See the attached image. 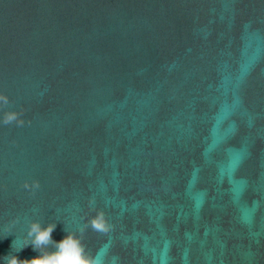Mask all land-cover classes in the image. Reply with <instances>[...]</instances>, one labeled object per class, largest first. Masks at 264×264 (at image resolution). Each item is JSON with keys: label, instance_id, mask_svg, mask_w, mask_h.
I'll list each match as a JSON object with an SVG mask.
<instances>
[{"label": "water", "instance_id": "1", "mask_svg": "<svg viewBox=\"0 0 264 264\" xmlns=\"http://www.w3.org/2000/svg\"><path fill=\"white\" fill-rule=\"evenodd\" d=\"M0 94V264H264V0H0Z\"/></svg>", "mask_w": 264, "mask_h": 264}, {"label": "clouds", "instance_id": "2", "mask_svg": "<svg viewBox=\"0 0 264 264\" xmlns=\"http://www.w3.org/2000/svg\"><path fill=\"white\" fill-rule=\"evenodd\" d=\"M8 97L0 94V104L7 105ZM22 111V110H21ZM21 113L16 111H5L3 113L2 121L4 124L15 122L17 125H22L24 121L20 119ZM25 189L38 188L39 183L36 180L31 182V185L25 181L23 184ZM90 226L93 230L98 232H107L110 225L104 217L101 210H97L96 214L89 218L85 227ZM56 224L54 222L48 223L46 226H41L39 220H31L28 222L25 240L26 243L16 249L14 252L22 250L29 245L33 250L39 254L31 259H19L16 255L9 253L3 258V264H99V260L90 256L85 252V248L81 243L79 236L75 233L67 232L60 241L52 239V232L55 230ZM84 228L80 229L82 233ZM15 240L12 242L11 248L13 250ZM54 248V251H49V247Z\"/></svg>", "mask_w": 264, "mask_h": 264}, {"label": "snow or ice", "instance_id": "3", "mask_svg": "<svg viewBox=\"0 0 264 264\" xmlns=\"http://www.w3.org/2000/svg\"><path fill=\"white\" fill-rule=\"evenodd\" d=\"M237 169L238 168H236L235 169V172L237 171ZM198 178H199V173H197V180H196V183L198 182ZM223 178H227V179H229L228 178V176H224ZM195 183V184H196ZM194 184V185H195ZM162 187V184L160 185V188ZM206 202V200H204V201H202L201 202V204H200V206H199V210H201V208H202V206H203V204ZM153 204H156L157 206H159L160 208H161V214L158 216V217H153L152 216V218H153V220L154 221H156V220H160V219H162L163 218V213L165 212V208H164V206H163V202L162 201H156V200H153V201H151V202H149V205H148V207H151ZM194 207H195V205H193ZM139 207V206H138ZM125 211H126V209H125ZM104 217H105V220L107 219V216L106 215H104ZM109 225H110V227H113V225L111 224V223H109ZM96 231V230H95ZM100 233H105V232H100Z\"/></svg>", "mask_w": 264, "mask_h": 264}]
</instances>
